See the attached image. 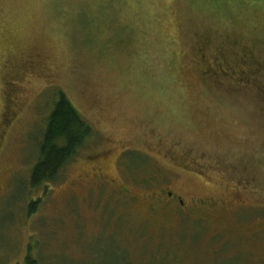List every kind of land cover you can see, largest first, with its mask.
<instances>
[{
	"label": "rangeland",
	"instance_id": "1",
	"mask_svg": "<svg viewBox=\"0 0 264 264\" xmlns=\"http://www.w3.org/2000/svg\"><path fill=\"white\" fill-rule=\"evenodd\" d=\"M59 91L94 134L32 188ZM160 188L218 204L162 220ZM28 256L264 264V0H0V264Z\"/></svg>",
	"mask_w": 264,
	"mask_h": 264
},
{
	"label": "trees",
	"instance_id": "2",
	"mask_svg": "<svg viewBox=\"0 0 264 264\" xmlns=\"http://www.w3.org/2000/svg\"><path fill=\"white\" fill-rule=\"evenodd\" d=\"M93 134L92 125L83 118L69 97L59 91L40 140L38 159L31 171L32 188L55 181ZM34 210L33 201L30 211ZM27 260L30 261L29 256ZM30 262L33 264L32 260Z\"/></svg>",
	"mask_w": 264,
	"mask_h": 264
},
{
	"label": "flooded vegetation",
	"instance_id": "3",
	"mask_svg": "<svg viewBox=\"0 0 264 264\" xmlns=\"http://www.w3.org/2000/svg\"><path fill=\"white\" fill-rule=\"evenodd\" d=\"M18 74V77L22 79L27 73L19 70ZM95 179L97 181H95ZM95 179L94 181L97 187L106 185L108 189H105L108 192H122V194L124 195H127L131 192L129 189L122 187L117 179H110L107 178L105 175H95ZM93 188L94 186H91V189ZM144 197L151 198L152 202L147 207L150 215H153L154 217H161L162 220L167 218L172 219L174 214L178 212H185L188 214H205L207 211H209L211 208L213 209L218 204L213 199L204 198L201 196L193 198H184L183 195H180L174 191L167 192V190L164 188H160L158 192H148Z\"/></svg>",
	"mask_w": 264,
	"mask_h": 264
}]
</instances>
